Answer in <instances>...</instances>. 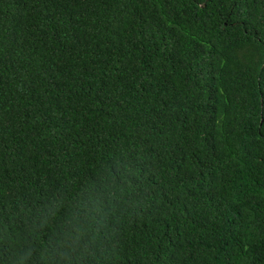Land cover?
Listing matches in <instances>:
<instances>
[{
	"label": "trees",
	"instance_id": "16d2710c",
	"mask_svg": "<svg viewBox=\"0 0 264 264\" xmlns=\"http://www.w3.org/2000/svg\"><path fill=\"white\" fill-rule=\"evenodd\" d=\"M97 192L101 264H264V0H0V217Z\"/></svg>",
	"mask_w": 264,
	"mask_h": 264
},
{
	"label": "clouds",
	"instance_id": "9594fccd",
	"mask_svg": "<svg viewBox=\"0 0 264 264\" xmlns=\"http://www.w3.org/2000/svg\"><path fill=\"white\" fill-rule=\"evenodd\" d=\"M131 193L133 184L126 180ZM123 191V189H122ZM75 202L36 205L15 216L0 217V244L17 246L12 264H101L114 206L102 192L78 193ZM50 235L45 239V233Z\"/></svg>",
	"mask_w": 264,
	"mask_h": 264
}]
</instances>
